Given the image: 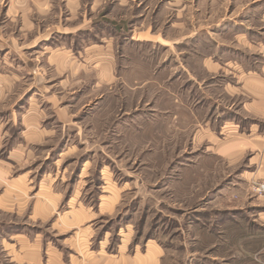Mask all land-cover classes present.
<instances>
[{
    "label": "rangeland",
    "instance_id": "rangeland-1",
    "mask_svg": "<svg viewBox=\"0 0 264 264\" xmlns=\"http://www.w3.org/2000/svg\"><path fill=\"white\" fill-rule=\"evenodd\" d=\"M42 1L0 0V194L18 177L29 197L0 209V264L29 262L39 234L65 259L123 246L153 250V264H234L261 250L264 179L243 181L245 162L231 167L199 133L240 108L226 66L261 57L220 29L195 32L233 19L262 45L260 3L206 0L218 10L201 14V0ZM40 186L47 219L32 216Z\"/></svg>",
    "mask_w": 264,
    "mask_h": 264
},
{
    "label": "crops",
    "instance_id": "crops-1",
    "mask_svg": "<svg viewBox=\"0 0 264 264\" xmlns=\"http://www.w3.org/2000/svg\"><path fill=\"white\" fill-rule=\"evenodd\" d=\"M40 1L41 3L43 2L42 0ZM254 3H260L258 8L260 7L261 12H257L256 16L259 19V23L264 24V0H254ZM200 4L201 14H204L206 6L210 8V5H208L206 0H201ZM210 9H213L212 4ZM213 10L216 11L218 9ZM217 15L215 13L214 18ZM212 16L213 14H210L209 18H212ZM221 20L223 21L198 22V30H195V32L198 35L207 36L211 41L215 39L214 35H217L218 29H220L219 32L233 34L242 47L249 48L250 46L251 50L252 48L256 49L257 55L261 57V63L257 64V66H247L245 61L242 60L237 63L236 61H231L230 66H226L231 69L230 73L234 74L235 79H237V84L229 86L227 93L232 98L239 100L240 108L235 113L233 112L234 110H229L230 112H224L215 120L210 119L206 128H202L203 132L200 130L199 133L208 138L212 146L213 155L225 160L231 167L245 162L247 169L241 175L243 181L248 182L251 179L258 178L264 179V43L262 42V45H253V40L249 39V34L239 31V27H243L240 21L230 19L228 22H224V19ZM232 53L234 54L233 51ZM214 55L216 54L214 53ZM225 55L229 56L230 54L227 51L219 54V57ZM211 56L214 57L213 55ZM213 65V63L209 62L210 69L213 68ZM0 181L3 180L0 179ZM7 185V188H4L0 194V209L7 213L20 211L29 199L26 193L28 191L27 183L25 179L17 177L8 180ZM242 185L241 182L230 183L226 187V191H229L230 188L242 187ZM0 187L2 189L1 184ZM42 189V186H40L36 193L37 200L34 204V215L32 216L38 219H47L53 213L55 205L50 200V194L42 193ZM37 236L39 240L31 245L33 250L25 252L28 257H32V259L29 258L31 260H28L29 262H26V264H153L156 261V259H152L154 256L153 250H150L145 255L138 256L136 253L134 257H131L126 255L127 249L123 246H118L117 254H110L111 257H107L106 246L93 248L91 246H75L76 248H71L75 255L70 254L69 258L65 259L62 252L49 245H43L39 237L40 234ZM14 237L21 238L23 235ZM19 243H22V240ZM23 246L27 245L24 244ZM42 246L43 250L49 255L47 259L41 257ZM256 250H243L244 253L242 254L247 258L246 261L239 260V262L237 260L238 262L234 261L233 263L264 264V255L262 254L264 247L259 251L258 249Z\"/></svg>",
    "mask_w": 264,
    "mask_h": 264
},
{
    "label": "built area",
    "instance_id": "built-area-1",
    "mask_svg": "<svg viewBox=\"0 0 264 264\" xmlns=\"http://www.w3.org/2000/svg\"><path fill=\"white\" fill-rule=\"evenodd\" d=\"M257 187H258V188H257V191H258L259 193H264V184H262V185H258Z\"/></svg>",
    "mask_w": 264,
    "mask_h": 264
}]
</instances>
